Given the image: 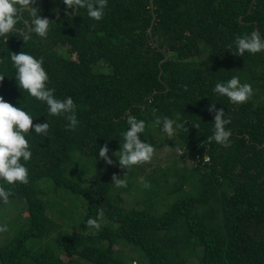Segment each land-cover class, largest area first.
I'll return each instance as SVG.
<instances>
[{
    "label": "trees",
    "instance_id": "16d2710c",
    "mask_svg": "<svg viewBox=\"0 0 264 264\" xmlns=\"http://www.w3.org/2000/svg\"><path fill=\"white\" fill-rule=\"evenodd\" d=\"M154 3L153 38L150 0H108L100 21L85 9L74 13L75 6L68 13L61 0H36L41 16L52 21L47 38L33 33L23 42L15 29L6 42L0 38V74L5 75L0 95L27 108L36 117L33 123L50 121L49 136L28 137L29 182L5 185L9 198H24L27 206L26 220L0 242V264H129L122 245L143 251L142 261L133 259L136 264H264V51L240 55L234 50L235 37L256 26L264 36V0ZM58 7L64 8L59 15ZM23 25L22 20L17 27ZM11 51L44 57L55 95L71 96L77 105L75 130L17 86ZM165 53L169 58L160 78ZM233 75L254 89L244 103L233 104L213 91L215 83ZM212 103L231 121L228 147L208 139ZM127 115L146 121L141 139L147 141L164 133L165 116L185 124L165 141L190 161L148 175L139 183L150 185L144 205L131 209L120 201L134 187V168L143 169L144 162L126 170L135 180L124 187L99 173L97 180L85 181L91 169L108 164L99 158L100 146L107 144L108 155L119 164ZM43 179L50 180L51 189L85 200L79 229L65 227L67 209L46 198ZM159 198L168 199L164 210ZM89 217L98 218L101 227L90 229Z\"/></svg>",
    "mask_w": 264,
    "mask_h": 264
},
{
    "label": "clouds",
    "instance_id": "9594fccd",
    "mask_svg": "<svg viewBox=\"0 0 264 264\" xmlns=\"http://www.w3.org/2000/svg\"><path fill=\"white\" fill-rule=\"evenodd\" d=\"M68 13L74 6L85 9L87 16L96 21L103 19L108 0H61ZM25 15L29 19L25 20ZM24 21L23 27H17L20 21ZM51 22L47 17H42L36 0H0V38L5 42L15 34L22 37L23 42L32 38L34 33L40 38H47L51 29ZM27 29V31L24 30ZM22 30V31H21ZM235 52L243 55L245 52L258 53L264 51V36L260 31H252L250 34L238 35L234 41ZM232 47V46H231ZM12 67L15 69V80L20 89L27 91L28 95L47 106V111L52 116H64L68 123L67 129L75 130L80 123L76 115L77 105L71 96L63 99L58 98L55 87H50V76L44 67L43 56H36L29 51L12 52L10 55ZM5 75L0 74V81ZM213 91L221 96H226L233 104H241L248 101L254 89L249 82H241L239 76L233 75L226 81L214 84ZM209 112H214L213 132L208 139L215 140L217 144L228 147L232 130L226 125L231 121L224 114L223 109L216 108L212 103L208 106ZM36 118L27 108L14 105L0 95V201L7 202L11 190L5 185H13L17 182L27 184L29 182V168L27 162L32 158L33 152L30 147L29 135L36 133L49 136L50 121L46 118L43 122L33 123ZM128 127L123 131V143L120 146L119 164L121 167L138 165L153 159L155 145L141 139L145 133L146 121L135 115L126 116ZM161 117H156L159 123ZM162 131L169 136L176 129L186 128L185 124L167 116L162 118ZM199 127L198 124L193 125ZM144 136V135H143ZM107 144L100 146L99 158L106 163L112 164L113 160L108 155ZM113 183L116 187H124L127 180L113 175ZM150 185L145 182L144 187ZM103 212L98 213V217ZM90 229L101 227L98 218L89 217L85 222ZM8 231L7 224L0 223V233Z\"/></svg>",
    "mask_w": 264,
    "mask_h": 264
},
{
    "label": "rangeland",
    "instance_id": "374dc122",
    "mask_svg": "<svg viewBox=\"0 0 264 264\" xmlns=\"http://www.w3.org/2000/svg\"><path fill=\"white\" fill-rule=\"evenodd\" d=\"M166 136L172 137L173 135L169 136L164 133L156 132L153 140L149 139L148 142L155 145V154L151 161L143 163V169L138 168L137 166L134 168L137 171L134 187H132L131 190L124 192L120 201V204L126 209H131L138 206L142 207L144 205V200L148 196V194L146 193L147 187H143L139 183L144 181V179L148 177V175L162 174L163 170L167 168H181L185 164L190 165L189 160L185 162L181 158H179L174 150V147L165 141ZM179 153H181V150H179ZM126 170V166L121 167L118 163L107 164L103 168L97 167L91 169V171L86 176L85 181L91 182L93 180H97L99 174L101 176L105 174L104 176H107L108 178H113V175L115 174L118 178L124 177L127 180V183L133 182L135 178L130 177L129 173ZM170 180L174 181L175 178L170 177ZM42 185H44L45 188L48 187L46 198H48L51 202L57 203V205L61 209H67L65 216V227L68 229H79L78 224H80V221L83 217L81 214L86 211L84 206L85 200H82V198H80L73 192H69L63 189H59L57 191L55 189H51L50 186L52 185L50 180L48 179H43ZM168 199L170 198L168 197ZM167 200H164L163 202L162 199L160 200L159 204L162 210L167 207ZM171 200L174 199L171 198ZM26 206L27 204L24 198L14 197L9 198L7 202H2L0 204V223L7 224L8 226V231L0 233V242H4L6 240L5 238L9 237L12 234L13 230H15L20 225V223H22V221L26 220V216L24 215L26 212ZM71 210L75 211V214L72 213ZM22 215H24L23 218L21 217ZM121 247L126 251V254L129 257V264H136L133 259H143V251L137 246L122 245ZM77 264L87 263L84 260H79Z\"/></svg>",
    "mask_w": 264,
    "mask_h": 264
},
{
    "label": "water",
    "instance_id": "95a60500",
    "mask_svg": "<svg viewBox=\"0 0 264 264\" xmlns=\"http://www.w3.org/2000/svg\"><path fill=\"white\" fill-rule=\"evenodd\" d=\"M253 1H255V0H253ZM150 3H151V10H152L153 16H152L151 24L149 26V33H150L151 37L153 38V27H154V23L156 21V13H155V3H154V0H150ZM62 10H64V8L58 7L57 8V15H59ZM76 11H77V6H75L74 13H76ZM240 18L242 19L243 16L241 15ZM255 31H258V27L257 26L255 28ZM168 58H169L168 53H165V57L160 61V67H161L160 74H159V77L160 78H161V75L163 73L162 63H163V61L167 60Z\"/></svg>",
    "mask_w": 264,
    "mask_h": 264
},
{
    "label": "built area",
    "instance_id": "2783aa9c",
    "mask_svg": "<svg viewBox=\"0 0 264 264\" xmlns=\"http://www.w3.org/2000/svg\"><path fill=\"white\" fill-rule=\"evenodd\" d=\"M209 159L208 157L205 158V160Z\"/></svg>",
    "mask_w": 264,
    "mask_h": 264
}]
</instances>
